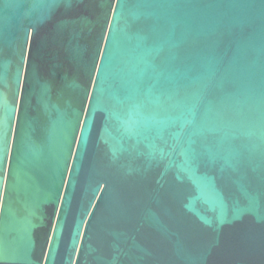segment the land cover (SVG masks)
I'll return each instance as SVG.
<instances>
[{
	"label": "water",
	"instance_id": "1",
	"mask_svg": "<svg viewBox=\"0 0 264 264\" xmlns=\"http://www.w3.org/2000/svg\"><path fill=\"white\" fill-rule=\"evenodd\" d=\"M0 264H264V0H0Z\"/></svg>",
	"mask_w": 264,
	"mask_h": 264
}]
</instances>
